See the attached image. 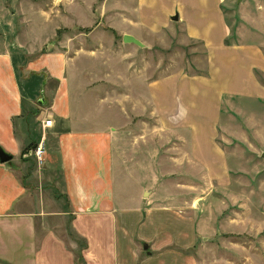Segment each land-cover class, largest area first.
<instances>
[{"label":"crops","instance_id":"obj_1","mask_svg":"<svg viewBox=\"0 0 264 264\" xmlns=\"http://www.w3.org/2000/svg\"><path fill=\"white\" fill-rule=\"evenodd\" d=\"M227 1L134 0L131 10L124 4L137 29H180L206 48L207 75L172 73L151 80L146 94L160 129L182 130L191 161L223 181L227 157L217 127L224 97L264 99L257 74H264V52L231 42ZM5 44L0 151L11 159H0V264H205L204 230L158 196L159 184L132 167L130 151L124 157V87L119 95L112 75L105 86L97 83L103 75L85 63L102 55L15 52ZM47 120L52 125L44 128ZM40 143L44 176L27 153ZM47 178L56 195L44 190Z\"/></svg>","mask_w":264,"mask_h":264},{"label":"rangeland","instance_id":"obj_2","mask_svg":"<svg viewBox=\"0 0 264 264\" xmlns=\"http://www.w3.org/2000/svg\"><path fill=\"white\" fill-rule=\"evenodd\" d=\"M227 2L231 42L256 44L264 52V0ZM127 3L134 8V0H0V42L33 54L100 53V61L92 57L85 63L103 75L97 83L105 86L112 75L119 95L124 87V157L130 151L132 167L159 184L158 196L184 209L204 230L208 240H199V247L209 243L205 264H264V99L224 97L217 142L227 157L226 178L207 175L191 161L187 141L179 139L182 130L160 129L146 91L151 80L172 73L207 75L209 54L183 30L152 35L137 29ZM257 74L264 86V74ZM27 153L36 172L46 175L45 154L40 165ZM218 180L226 186H217ZM45 183L44 190L56 195L49 178Z\"/></svg>","mask_w":264,"mask_h":264},{"label":"built area","instance_id":"obj_3","mask_svg":"<svg viewBox=\"0 0 264 264\" xmlns=\"http://www.w3.org/2000/svg\"><path fill=\"white\" fill-rule=\"evenodd\" d=\"M52 125V120H47L44 123V128L50 127ZM30 155H35L36 158L38 159V162L40 165L43 163V155L45 154L44 148L42 146L37 147L35 150H29Z\"/></svg>","mask_w":264,"mask_h":264},{"label":"water","instance_id":"obj_4","mask_svg":"<svg viewBox=\"0 0 264 264\" xmlns=\"http://www.w3.org/2000/svg\"><path fill=\"white\" fill-rule=\"evenodd\" d=\"M125 42L136 43V44L140 45V43L138 41H136L135 39L130 38V37H125ZM0 159L2 160V162H8L11 159V157L8 156L7 154L3 153L2 151H0Z\"/></svg>","mask_w":264,"mask_h":264},{"label":"trees","instance_id":"obj_5","mask_svg":"<svg viewBox=\"0 0 264 264\" xmlns=\"http://www.w3.org/2000/svg\"><path fill=\"white\" fill-rule=\"evenodd\" d=\"M38 147V145L37 146H32V147H30L27 151H29V150H35L36 148Z\"/></svg>","mask_w":264,"mask_h":264}]
</instances>
